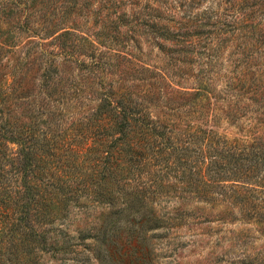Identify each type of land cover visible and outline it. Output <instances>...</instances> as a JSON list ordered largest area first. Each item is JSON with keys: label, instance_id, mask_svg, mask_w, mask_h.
Masks as SVG:
<instances>
[{"label": "rangeland", "instance_id": "obj_1", "mask_svg": "<svg viewBox=\"0 0 264 264\" xmlns=\"http://www.w3.org/2000/svg\"><path fill=\"white\" fill-rule=\"evenodd\" d=\"M111 89L228 176L208 199L156 198L146 235L103 234L107 206L70 203L42 227L62 248L34 263L264 264V0H0V124L66 131Z\"/></svg>", "mask_w": 264, "mask_h": 264}, {"label": "trees", "instance_id": "obj_2", "mask_svg": "<svg viewBox=\"0 0 264 264\" xmlns=\"http://www.w3.org/2000/svg\"><path fill=\"white\" fill-rule=\"evenodd\" d=\"M83 63L87 70L99 65ZM99 94L95 111L66 131L0 124V264H36L37 248L56 254L62 247L47 243L50 228L42 227L80 199L107 206L103 234L117 230L116 238L124 224L146 235L159 225L156 198L179 190L208 199L213 180L228 176L226 166L198 151V137L166 135L130 97ZM208 136L203 141L220 139ZM124 255L121 264H141L134 253Z\"/></svg>", "mask_w": 264, "mask_h": 264}]
</instances>
